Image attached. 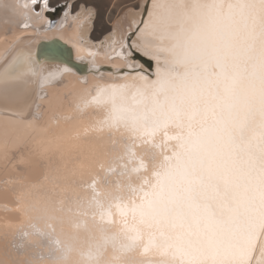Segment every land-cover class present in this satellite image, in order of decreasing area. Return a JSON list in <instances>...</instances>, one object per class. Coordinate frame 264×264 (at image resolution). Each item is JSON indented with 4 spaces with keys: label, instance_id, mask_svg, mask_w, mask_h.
<instances>
[{
    "label": "snow or ice",
    "instance_id": "6c2138e0",
    "mask_svg": "<svg viewBox=\"0 0 264 264\" xmlns=\"http://www.w3.org/2000/svg\"><path fill=\"white\" fill-rule=\"evenodd\" d=\"M103 3H0L4 23L11 13L40 25L24 49L0 55V110L16 115L22 97L76 75L73 57L103 78L95 66L103 56L117 76L83 90L77 109L99 118L75 135L95 139L94 155L107 156L117 138L125 149L114 181L105 178L101 191L92 181L91 223L69 221L87 233L86 250L78 232L53 239L65 209L46 197L33 207L51 231L36 229L29 248L13 243L0 264H264V0ZM53 25L76 39L43 43ZM60 179L51 177L54 187Z\"/></svg>",
    "mask_w": 264,
    "mask_h": 264
},
{
    "label": "bare ground",
    "instance_id": "6f19581e",
    "mask_svg": "<svg viewBox=\"0 0 264 264\" xmlns=\"http://www.w3.org/2000/svg\"><path fill=\"white\" fill-rule=\"evenodd\" d=\"M16 2L0 0V3L8 4ZM4 19L5 13L0 9V55L14 45L24 49L26 44L21 42L32 36L34 29L40 26L35 17L25 21L21 16L8 13L9 22L4 23ZM25 22L31 27L23 28ZM99 28L96 31H100ZM100 35L101 32L99 35L94 33L93 38ZM44 36L46 40L53 37L76 39L75 31L67 26H48ZM81 62L83 70L77 71L76 75H66L62 83H53L43 89L37 87L33 94L22 97L16 115H5L0 110V261L6 258V250L12 251L13 243L29 248L32 242L37 241L39 237L35 234L36 229L51 231L47 226L50 221L33 207L46 197L51 198L52 206L65 209V223L61 226L52 222L56 228L53 239L58 238L64 243L70 235L78 232L79 246L86 250L87 233L84 229H73L69 221L87 219L91 223V214L96 211L95 206L89 204L93 195L92 181H97L96 190L101 191L103 180L107 178L114 181L122 170L120 165L125 161L119 157L125 149L124 142L119 138L114 148L108 142L109 154L103 156L94 155L96 141L93 137L75 135L77 131L82 132L93 119L99 118L93 108L83 112L77 109L76 105L82 104L83 90L97 82H112L117 76L116 73L112 77L108 76L104 68L108 61L103 56H98L95 64L104 72L103 78L99 72L88 70L91 64ZM84 78L87 79V85L81 83ZM5 145L8 149L7 162L4 158ZM133 166L135 164H129V168ZM110 167L115 168V172L109 173ZM46 175L48 180L44 178ZM53 175L62 177L56 182L57 187L53 186ZM5 181L9 183L5 184ZM69 207L72 213H68ZM77 211H86L88 216L74 215ZM6 223L12 226L6 229ZM21 227L29 233L28 236L17 234ZM51 247H55V244ZM42 250L46 252L47 246Z\"/></svg>",
    "mask_w": 264,
    "mask_h": 264
},
{
    "label": "water",
    "instance_id": "95a60500",
    "mask_svg": "<svg viewBox=\"0 0 264 264\" xmlns=\"http://www.w3.org/2000/svg\"><path fill=\"white\" fill-rule=\"evenodd\" d=\"M54 15V14H53ZM43 43L48 44L49 46L52 47H60V48H67V45H64L60 39H58L57 37H53L47 40H44ZM67 57V52H65V58ZM71 63L73 65H75V68L77 71H82L83 70V63L82 62H77L76 60H74L72 58ZM146 68H147V63H146ZM147 71H152V69H147Z\"/></svg>",
    "mask_w": 264,
    "mask_h": 264
},
{
    "label": "rangeland",
    "instance_id": "374dc122",
    "mask_svg": "<svg viewBox=\"0 0 264 264\" xmlns=\"http://www.w3.org/2000/svg\"><path fill=\"white\" fill-rule=\"evenodd\" d=\"M118 2H119V0H104V3L102 4V7H106V5L108 3H118ZM54 17H55V14H54ZM99 29H100V31H96L95 34H97V35L100 34V32L102 31V28H99Z\"/></svg>",
    "mask_w": 264,
    "mask_h": 264
}]
</instances>
